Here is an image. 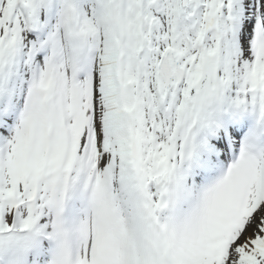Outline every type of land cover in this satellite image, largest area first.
I'll use <instances>...</instances> for the list:
<instances>
[{"label":"snow or ice","instance_id":"1","mask_svg":"<svg viewBox=\"0 0 264 264\" xmlns=\"http://www.w3.org/2000/svg\"><path fill=\"white\" fill-rule=\"evenodd\" d=\"M0 264H264V0H0Z\"/></svg>","mask_w":264,"mask_h":264}]
</instances>
